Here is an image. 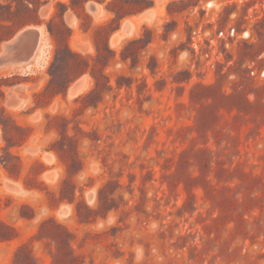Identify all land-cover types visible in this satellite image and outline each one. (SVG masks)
Here are the masks:
<instances>
[{"label":"rangeland","instance_id":"obj_1","mask_svg":"<svg viewBox=\"0 0 264 264\" xmlns=\"http://www.w3.org/2000/svg\"><path fill=\"white\" fill-rule=\"evenodd\" d=\"M13 33L0 264H264V0H0Z\"/></svg>","mask_w":264,"mask_h":264},{"label":"trees","instance_id":"obj_2","mask_svg":"<svg viewBox=\"0 0 264 264\" xmlns=\"http://www.w3.org/2000/svg\"><path fill=\"white\" fill-rule=\"evenodd\" d=\"M174 4H175V2H171V3H169V5H168V7H167V11H168V13H169L170 15H172L173 13H175V12L171 9L172 5H174ZM143 9H144V8H142L141 11H142ZM29 23H30V22H28V24H29ZM21 27H23V25H22ZM13 35H14V33H13L10 37H8V38L1 39V40H0V43H1L2 41H8L9 39L12 38Z\"/></svg>","mask_w":264,"mask_h":264},{"label":"crops","instance_id":"obj_3","mask_svg":"<svg viewBox=\"0 0 264 264\" xmlns=\"http://www.w3.org/2000/svg\"><path fill=\"white\" fill-rule=\"evenodd\" d=\"M38 26V25H37ZM38 35V34H37Z\"/></svg>","mask_w":264,"mask_h":264}]
</instances>
